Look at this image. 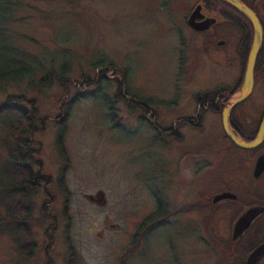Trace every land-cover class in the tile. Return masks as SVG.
<instances>
[{
  "label": "rangeland",
  "instance_id": "obj_1",
  "mask_svg": "<svg viewBox=\"0 0 264 264\" xmlns=\"http://www.w3.org/2000/svg\"><path fill=\"white\" fill-rule=\"evenodd\" d=\"M10 2L6 36L22 59L18 65L27 61V73L1 82L0 98L25 94L39 102L43 115L66 108L69 113L64 127L49 122L35 137L42 145L45 172L53 179L54 204L48 212L58 221L56 242L48 253L43 248L47 220L42 192L26 189L20 195L7 183L12 143L5 122L11 118L0 119V264H222L223 248L217 241H203L221 226L201 223L187 209L201 191L206 193L203 171L199 168L195 178L185 156L178 160L181 143L158 135L160 128L174 130L178 119L196 114L197 94L237 84L242 74L240 33L231 35L225 47L191 35L185 16L195 0ZM12 69L19 76L17 65ZM123 69L128 96L117 98ZM47 76L50 81L43 86L39 80ZM85 81L98 83L85 89ZM263 102L264 83L256 81L237 110ZM110 108L117 112L116 127ZM188 129H181L182 155L190 142H199V154L208 159L216 154L209 151L210 139H218L214 149L221 153L224 142L230 146L223 139L219 114L205 116L198 138ZM222 180L239 194L238 170ZM158 201L171 212L182 207L183 214L164 225L142 226ZM17 203L30 210V236L23 244L33 248L23 255L8 211ZM232 249L240 250L239 243H232ZM226 258L234 264L233 256Z\"/></svg>",
  "mask_w": 264,
  "mask_h": 264
},
{
  "label": "flooded vegetation",
  "instance_id": "obj_2",
  "mask_svg": "<svg viewBox=\"0 0 264 264\" xmlns=\"http://www.w3.org/2000/svg\"><path fill=\"white\" fill-rule=\"evenodd\" d=\"M240 1L256 14V17L258 18V21L262 28L263 46L264 0ZM225 4L227 3L222 0H195L193 5L191 4L188 12L186 13L185 25L191 35L206 36L214 46L216 45V43L220 42V47H225L227 45V42H230L231 35L234 36L240 33L239 48L241 58V54L247 40V33L244 30V23L240 16H238L234 11L230 9L231 6L229 4L227 5H229L230 7L225 6ZM198 6H200V13L203 15V18L198 21H203L206 18H213L215 20V23L212 24L208 30H205L203 32L195 31L187 24L189 16ZM220 18L224 20V23L222 25H220ZM223 37L228 38L229 41L227 40L226 42H221V38ZM256 81H262L264 83L263 62L258 63L257 66L255 63L254 86L256 84ZM224 88L226 87L215 89L218 92L216 98L212 102L208 101L206 96H203L200 99V102H196V114H194L193 116L178 119L174 125V130H172V127L162 129L160 128L159 136L163 135L172 142L181 143L179 147L180 149L178 160H182L181 157L185 156V159H187L190 165L194 168L195 178H198V176H200L197 175V173L200 174V170L203 171L205 184H202L203 187L201 188L206 190V193L202 191L200 193H205L206 195L201 197L199 196V193L196 200L188 204L187 209L189 210V212L191 211L194 214L197 213L199 222L207 225L210 224L213 226H221V230L219 233H213L203 241H217L218 246L223 248L222 253L224 259L222 258V264H229L227 263L228 259L226 257L231 256H233L234 264H237V253L239 254L240 258L239 264H245L250 253L257 246L264 243V170L258 175H256L255 172L258 158L264 156V139L259 146L252 150L241 149L238 151L236 149L238 147L230 142V140L225 135L222 126V111L224 105H226V103H228L229 101L228 100L226 102L227 93L223 92ZM206 92L200 94L204 95ZM249 97L247 99H249ZM247 99L245 101H247ZM204 104L206 105L203 106ZM241 105L242 103L235 106L231 110L229 124L234 132L239 136V138L248 143L253 141L258 133L261 121L264 117V102L261 107L251 106L249 109L237 110ZM210 106L212 108L216 107L215 109H218L219 111L213 110L212 108H210ZM210 113L220 115L221 129L223 131V137H225L223 139L227 143H229L230 146L227 147L226 143L223 141L225 147L222 149L221 153L220 149H214L215 142L218 139H210L212 143H209V151H215L216 154L214 155V158L208 159L202 154H199V142L195 144L190 142L189 146H187L188 149L185 150V154L182 155L181 151L183 133L181 129L183 128V126H187L189 128V132L197 137V132H199L202 128L205 116L207 114L209 115ZM182 119L184 121H182ZM237 170L240 172L239 194L229 185V183L225 184L222 180V177L224 175L231 174ZM163 180H165L167 183L166 176H161V181ZM178 181L180 182L181 179L179 178ZM213 189H216V191L213 192ZM155 196L161 198V196L157 192H155ZM220 196L225 197L216 199ZM98 197H100V195ZM168 207L169 205L167 203L158 201L156 209L144 219L145 223L143 221L142 224L145 226H148L149 224L150 228V225L155 220V217H152L155 215L157 218V222L155 223L164 225L170 221L175 220L177 217L183 214L181 212L182 207L174 209V211L172 212L169 211ZM253 209H256L257 212L250 214L253 215V217L247 228H245L239 234V236L234 237L235 227L238 221L241 218H246ZM192 222H195V220H193ZM189 231L191 236H194L196 239L197 236L194 233V228L190 227ZM133 238L135 240H138L139 235L135 234ZM232 243H239L240 250H230ZM233 247H235V245ZM225 252L226 256L224 255ZM256 264H264V256H262Z\"/></svg>",
  "mask_w": 264,
  "mask_h": 264
},
{
  "label": "trees",
  "instance_id": "obj_3",
  "mask_svg": "<svg viewBox=\"0 0 264 264\" xmlns=\"http://www.w3.org/2000/svg\"><path fill=\"white\" fill-rule=\"evenodd\" d=\"M10 3V0H0V83L6 79L17 81L21 77H24L27 73V69L24 68V66L27 65V61L23 62V64H21L22 66L18 65V61L22 59H19L17 57L18 55L14 54V47L8 42L6 36L7 24L12 19V15L9 12V8L11 6ZM225 6L230 7L227 4H225ZM230 9L242 19L245 27L244 30L247 33V40L241 54L242 74L240 80L232 88L226 87L223 89V92L227 93L226 102L239 91L242 85L246 61L252 41L251 23L234 8L230 7ZM13 55H15V58L17 59H12ZM15 62H17V64ZM260 62L264 63V42L258 55L256 66ZM16 65L20 69L19 76L18 73L12 69ZM21 72H24L25 75H22ZM64 72L65 70L63 69L61 74L62 76H64ZM98 74L101 75L103 72L100 71ZM122 74L123 80L119 81L117 86V98L128 96V92L123 85L125 84L124 81L127 71L123 69ZM62 76L60 77L62 78ZM49 81L50 78L48 76L39 80L43 86L47 85ZM68 82L72 83L73 81L68 80ZM97 83L98 81H85L84 87L86 89ZM72 85L74 87V84ZM217 92V90H213L206 92L204 95L197 94L195 96V100L196 102H200V99L203 96H206L208 101L212 102L216 98ZM65 99L63 98V100ZM65 104L70 105L71 102L64 103L63 108ZM205 105L206 104L203 106ZM210 108L212 107L210 106ZM215 108L212 109L219 111ZM68 113L69 108H66L56 115H43L41 113L39 102L36 99L27 97L25 94H7L3 98H0V119H4L7 116L11 118L5 122L7 124L6 126L9 133L10 142L12 143L11 148L9 149L10 165H8L6 168L5 177L9 187L12 188L14 192L17 191L20 195L24 194L26 189L38 190L42 192L44 200L42 202L41 209L43 216L47 220V224L43 230V236L45 239L43 248L46 253H48V250H51L55 245L58 221L57 217L50 215L48 212V210L54 204V195L50 190L53 179L45 172L43 161L40 159V155L42 154V145L40 142L35 140V137L37 134L45 130L49 122H57L62 127H64ZM110 113L112 115V123L114 124V127L118 126V121L116 120L117 112L114 108H110ZM150 113H152L153 117L155 116L154 112L150 111ZM182 121L184 120L182 119ZM154 125L158 128L156 123H154ZM236 149L238 151L241 150L239 148ZM8 211L10 212L11 224L13 225L11 229L13 239L19 245V251L23 255L28 250H30V248H33V246L29 243L23 244V242L30 236V227L28 225V213L30 210L23 204L17 203V205L10 206ZM154 217L155 220L152 222L154 223L152 227H154L155 222H157L155 215L152 218ZM236 262L238 264L239 259H237Z\"/></svg>",
  "mask_w": 264,
  "mask_h": 264
},
{
  "label": "water",
  "instance_id": "obj_4",
  "mask_svg": "<svg viewBox=\"0 0 264 264\" xmlns=\"http://www.w3.org/2000/svg\"><path fill=\"white\" fill-rule=\"evenodd\" d=\"M225 3L229 4L232 8H234L238 13L243 15L248 19L251 23L253 28V39L251 48L247 57L243 82L240 87V90L237 95H235L234 99H231L226 105H224L222 111V126L223 131L230 142L235 145L236 147L244 150H252L259 146L264 139V117L261 121L258 133L255 139L251 142H245L234 132V130L230 127L229 124V117L231 110L243 103L252 93L253 86H254V68L257 56L262 47V28L256 17V14L249 9L246 5H244L240 0H222ZM200 6L196 7V9L191 13L188 18L187 24L193 30L198 32H203L208 30L212 24L215 23L213 18H206L203 21H198L203 18V15L200 13ZM264 170V156L258 158L256 163L255 172L258 175L260 172ZM225 196H220L218 198H223ZM215 199V200H216ZM257 212L256 209H253L252 212L246 218H241L236 227L234 232V237L239 236V234L247 228L248 224L252 220L253 215L251 213ZM264 256V243L257 246L248 256L245 264H256L257 261Z\"/></svg>",
  "mask_w": 264,
  "mask_h": 264
}]
</instances>
